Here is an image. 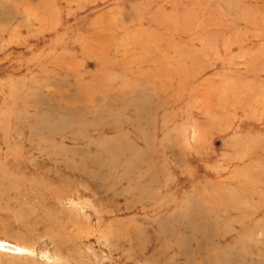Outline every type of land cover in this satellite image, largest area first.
Wrapping results in <instances>:
<instances>
[{"label":"rangeland","instance_id":"obj_1","mask_svg":"<svg viewBox=\"0 0 264 264\" xmlns=\"http://www.w3.org/2000/svg\"><path fill=\"white\" fill-rule=\"evenodd\" d=\"M0 14V240L23 247L0 264H148L127 236L151 254L169 230L209 239L189 238L181 264H217L209 251L238 238L254 248L228 264H264V0H0Z\"/></svg>","mask_w":264,"mask_h":264},{"label":"bare ground","instance_id":"obj_2","mask_svg":"<svg viewBox=\"0 0 264 264\" xmlns=\"http://www.w3.org/2000/svg\"><path fill=\"white\" fill-rule=\"evenodd\" d=\"M2 15V14H0ZM249 19H253L252 17ZM145 47V46H143ZM148 47V46H146ZM145 47V50H146ZM141 48V46H140ZM147 51V50H146ZM182 51L186 52V50L182 49ZM147 53L149 54V51H147ZM152 64L148 63L146 64L144 67L145 68H151ZM185 66V63L183 64ZM172 66L174 67V69H179L182 67L181 63H173ZM163 66L158 65V68H162ZM127 147H124V149H126ZM112 155V154H111ZM67 158H65L64 156H62L61 154L57 156V158H55V163L58 162V164L60 162H65L66 164L64 165L65 167L71 168L74 164L73 163H67V160H65ZM65 160V161H63ZM104 160H106L105 162H100L103 166L107 165L108 169L114 170L113 167V161H109V159L106 157L104 158ZM100 163H95L94 167L97 168V166ZM80 166H82V168L84 167V165L80 162H77L75 164V168L76 169H82ZM244 180L240 186L242 188V191H246L250 189V186L252 185L253 182H255L254 179V174H247L245 175V177L242 178V176L240 177V180ZM238 179V181H240ZM245 181H247V183H245ZM246 184L249 185V187L246 186ZM226 192H224V196L227 199H232V195L225 194ZM262 198L264 199V192L261 193ZM236 198L239 200L238 196H236ZM225 204H228V201H224L223 202V206H225ZM262 205L261 207L264 208V200L262 201V203L260 204ZM178 232L175 230H169V232L167 234L161 235V236H154L153 237V241L155 242V248L154 250H152L151 254H147L146 250H148V245L145 242L146 239H140L138 236L133 234H129L127 236V240H128V244L131 248V252L133 254H140V255H144L145 257H147L148 259V264H181L179 263L183 258H181L184 253H186V249L189 246L188 243V239L189 238H193L195 239V250L199 251L203 249V242L202 240H204L206 238L205 234H201V233H196V232H189L186 231L181 234L180 236H177ZM186 234V235H185ZM127 235V234H126ZM130 237V238H128ZM245 237V235H244ZM126 239V238H125ZM207 240H209L208 238H206ZM152 241V243H153ZM237 243L239 245V247L236 250H230V249H222L220 251H216V250H211L209 251L210 253H212L213 256H217L218 259V263L217 264H228L229 262H231L233 259L237 258L238 256H242L244 255V252L246 251V249L250 252H252V248H254V245L250 242H246V240L244 238H238L237 239ZM246 243V246L244 245ZM213 244V243H211ZM209 244V246L211 245ZM0 248L4 251V252H10V253H15L18 252L20 250L23 249V247L21 246H17L11 242H7L0 240ZM147 248V249H146ZM204 258H202L203 260ZM185 264V263H183Z\"/></svg>","mask_w":264,"mask_h":264}]
</instances>
